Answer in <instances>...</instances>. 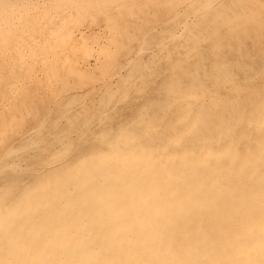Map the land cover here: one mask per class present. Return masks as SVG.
Segmentation results:
<instances>
[{
    "label": "bare ground",
    "instance_id": "1",
    "mask_svg": "<svg viewBox=\"0 0 264 264\" xmlns=\"http://www.w3.org/2000/svg\"><path fill=\"white\" fill-rule=\"evenodd\" d=\"M37 1L38 0H36V2ZM67 1L68 0H66V2ZM94 1L97 2L98 0ZM250 1L251 0H164V3L159 1L162 5L164 4V6L169 3L171 6L173 5L174 8L172 7V11L169 13L165 11H169L171 7L165 10L164 8L158 9L160 11L161 9L164 10L162 12L154 8L153 12H151V16H155V19L146 28L144 37L138 40L134 45L136 50L134 52L135 54H132L133 56L126 55L127 58L119 57V59L116 57L118 59V62L116 59L117 64H114L115 66L111 64L112 68L110 67L111 70L108 73L105 72V76H103L104 74L102 75L103 77L96 75L90 81L88 80V83H85L86 91L82 94H79L81 93V91L79 92L81 84L74 85L70 81L71 78L67 79V77L62 79L64 85H61L62 87L60 90L58 88L59 91L52 90L51 86H48L52 92L58 91L53 97L52 104H45V107L42 109L38 107L41 110L36 115L37 117L34 116L36 118L31 120L32 122L29 123V125L25 124L26 127L21 130L18 136L15 135L16 138L14 137V139L6 143H3L5 142V140L3 141V137L8 127H10L12 122L18 124L14 121L15 117L25 116L26 113L28 115L29 110L33 109L32 105L35 102L34 100L37 96L39 97V89L37 86L32 88L29 82L23 84L24 79H15L17 73L14 72L16 70L14 66L16 65L10 68L9 65L5 64L7 63L6 61L3 62L0 60V202L2 198L7 196L15 198V195L20 191L29 187L33 188V186L40 181L56 174L60 169H66L74 165L75 161L91 153V150L96 146L95 144L106 145L107 143V145L111 146L118 144L121 140H127L129 137H132V129H130V131L125 130L121 137L113 133V131L115 128L123 126L127 120L131 121L129 118L135 116L134 113L136 111H140L141 116L144 115L147 109L143 107V103L147 102V100L152 97V94L161 90L162 86L168 87L169 84L165 81L167 79L170 81L171 75L176 76V80H178L179 78L181 79L182 76H187V73L190 72H187V69L198 71L199 69L197 70L196 63L199 60L205 61L204 57L211 59L210 61H213L212 63H215V65H217L219 60H223L225 53L223 54L224 51L222 53L220 52L222 51L223 44L220 48L216 49L219 50V52L215 51L216 53L213 52L215 50L213 47L217 45L219 47L220 42L218 43V41L226 37V34L234 36L236 39V45L232 47H235L237 52L236 59H238L236 62L239 63V59L247 54V48L245 46V44H247L246 40L251 38H249L247 34H238L236 28L230 25L231 23L234 24V21L228 24L227 21L229 18L226 13L232 10V7L237 8L236 10H239L238 8H240V10L244 9V5H249ZM256 1L255 2L258 3L259 0ZM47 2H49V0ZM124 2L126 3L128 0ZM30 3L32 2H29V4ZM51 3H53V1H51ZM70 3L72 2H69V6ZM79 3L77 2L78 5ZM155 4L157 3L155 2ZM161 4L159 3L160 7ZM11 5H14V2L13 4L11 3ZM15 5L14 7H16ZM22 5L23 4L18 8H21ZM26 5L25 9L29 6L31 7L33 3L29 6L28 4ZM87 5L89 4L87 3ZM9 6L8 9H10ZM91 6H93V4ZM253 6H256V4H253L252 7ZM34 7H36V5L33 6L32 9H34ZM252 7L245 10H252ZM109 8H111V6H109ZM124 8L127 10V7ZM49 9L48 12H50ZM63 9L61 10L63 11ZM77 9L76 7V10ZM125 9H123V11ZM1 10L0 8V12ZM253 11L255 10L253 9ZM261 11H259V13ZM108 12L107 10L106 13ZM9 13L7 17H9ZM106 13L104 15H106ZM229 13L231 15L233 12ZM25 14L27 15L26 12ZM55 14L58 13L55 12ZM104 15H100L102 19ZM11 16L12 15H10L9 18L10 21ZM252 17L255 16L253 15ZM240 22L239 20V23ZM246 22L247 21L244 23ZM244 23L242 24L245 25ZM251 23L253 22H250V24ZM1 24L3 25V23ZM105 24H107V22ZM237 25L239 24H236V26ZM97 26H99V24H97ZM253 28L254 26H252V29ZM204 29L209 30L202 33ZM69 30L71 29L69 28ZM258 30L259 29H257V32L261 29ZM136 32L138 33V31ZM17 33L19 34V32ZM252 33H254V31H252ZM60 34L62 35V33ZM87 35L86 33V37H88ZM258 35V43H254L256 45L254 47L260 51L254 56L251 55L252 57L248 56L249 61L247 65L244 62L248 67L245 69L251 71L253 74L247 72L246 79L242 84L236 85L235 83V85L233 84L231 87L229 85L231 90H229V92L230 94L232 93V96L224 101L222 100L216 103L214 118L208 119L210 109H207L209 107L208 103L211 102L213 98L209 97L206 101H200L198 99L199 101L197 100L198 102L194 103L196 106L195 109L201 107L200 113L203 117L207 118V120H204L205 122L195 121V119H192V116L186 121L182 119L184 123L179 125L175 130L179 137L168 140L166 145L160 147L158 150L145 151L143 147L146 145L145 143L149 138L146 141L144 138L134 137V141L138 143V147L136 150L133 149L134 151L127 153V155L121 157L118 155V157L115 155L114 157L101 156L94 160L92 164L82 165L76 170L74 177V185L77 187L78 192L74 191L73 187L68 189L70 196L73 197H69L68 203L63 200L64 197H67L66 193L65 195H59V193H57V196L49 203L50 208L53 210L50 214L49 211H46L48 216L45 219H42L45 213L44 209L41 208V204H32L28 208H26V206L21 207V205L19 206L18 204H10L9 207L6 206L7 210L4 208L5 206L3 208L0 207L1 214H9L0 219V264H264V33H258ZM1 36L3 37V35ZM208 36L211 38H207ZM39 37L38 40H40ZM70 37H72V35ZM84 38L82 39V43L84 42ZM94 38H92V40H94ZM87 42L88 39L86 43L83 44H87ZM194 44L201 45L200 51H197L198 60L196 62L193 61L196 60V55L194 59H192L193 57L191 56L184 55L186 54L185 51L190 52L188 48L194 46ZM226 44L229 45L231 43ZM73 45L75 46V43ZM78 48L80 49L79 46ZM181 48L182 50L184 48L187 49L182 51ZM14 50L15 49H12V51ZM25 50L24 52H26ZM132 50H134V48ZM47 51L51 50L48 49ZM81 51L85 52L86 50L83 48ZM181 51L184 52L183 55L187 58V61L183 63L180 62L181 60L179 61L180 58L184 57L181 55ZM78 54L81 55L79 52ZM78 54L76 55L79 56ZM128 54L131 55L129 52ZM74 55L75 54H73V56ZM3 56L0 40V57L3 58ZM86 56L88 58V55ZM5 57L7 56L5 55ZM146 59L150 60L149 64L147 62V64L142 63L143 61L145 62ZM29 61H31V59ZM113 62L115 63V61ZM21 64L18 65L17 68L21 69L23 67ZM59 64L56 65L57 68L60 67L58 66ZM61 65L63 64L61 63ZM240 65L242 66L240 63L238 66H235L237 68ZM24 67L22 69H24ZM29 68L30 66L27 67L30 71ZM219 69H224L223 71L220 70L225 74V76H223L224 78L226 77V79H228L230 77L229 71L227 70L229 69L228 67H221ZM253 69L257 70V73H255ZM206 70V76L208 78L206 80L213 77L217 79L219 73L218 71L215 72L217 68L213 69L212 67H208ZM22 71L23 70H21V72ZM36 72L37 71H35V73ZM43 72L39 77L42 79L47 78L49 74H43ZM64 72L66 74L69 72L67 67L64 69ZM87 73L88 76H90V74L94 75L95 72L90 74L89 72ZM33 75L36 76V74ZM49 76H51V74ZM69 76H71V74ZM168 76L170 78H167ZM59 77L61 76L59 75ZM58 79L60 78H57V81ZM201 80L203 81V79ZM231 81L233 83L234 80ZM83 82L84 81H81V83ZM117 82L121 84H118L119 87L116 86ZM74 83L76 82L74 81ZM180 84H175L174 90L180 88L178 87ZM44 86L46 85L44 84ZM82 86H84V84ZM112 86H116L118 91L115 92L114 90V95L106 99L104 93H106L109 88L111 89ZM26 88L32 89L31 91L28 89L29 93L27 91L28 94L23 95ZM166 91L169 92L167 89ZM202 91L203 90H201V92ZM43 92H45V90ZM216 93H218V91L214 92L215 95H217ZM181 94L183 93L181 92ZM163 95L161 94V96ZM218 95L222 96L221 94ZM218 95L216 97H218ZM223 96L226 97L225 95ZM187 98L188 100L194 99V97ZM44 103H42V105ZM38 104L36 105L38 106ZM187 104L183 103L182 106L184 107ZM7 105L9 108H7ZM146 105H149V103ZM186 108H189V106ZM35 110L34 113L37 112ZM148 111L151 112V110ZM32 113L33 112H31V115ZM228 113H230L229 116L231 115L230 117L228 116L230 119L229 125L233 126V128L238 127L240 131L237 132L228 142V145H224L223 148L217 144L223 138L224 133L217 128L216 121ZM172 119V115H166L164 113L160 117L158 116V118L156 116V118L149 120V126L151 127L153 124H159V134H163L160 133V131H173L172 127L174 125L172 126L171 123L175 120L172 121ZM19 120H21V118H19ZM138 122L140 123V120ZM64 125L68 126V131L65 130L66 128ZM18 128L19 126L17 129ZM135 132L136 131H134V134ZM159 134L154 136L150 142L159 138ZM203 139L204 141H202ZM123 146L125 147L126 145ZM95 153L97 155V151ZM95 153L93 156H95ZM124 154H126V152H124ZM42 185L45 186L44 184ZM62 188L64 187L62 186ZM28 191L26 190V193ZM41 198L40 196V200H42ZM32 202H34V200Z\"/></svg>",
    "mask_w": 264,
    "mask_h": 264
},
{
    "label": "rangeland",
    "instance_id": "2",
    "mask_svg": "<svg viewBox=\"0 0 264 264\" xmlns=\"http://www.w3.org/2000/svg\"><path fill=\"white\" fill-rule=\"evenodd\" d=\"M14 2V5L16 6V7H14V5H11V3L13 4V2ZM18 3H17V2ZM42 3H41V2ZM48 0H38L37 2H40V3H37L36 2V0L34 1V0H0V4H1V6H0V8L2 9L1 10V12H0V40H1V51H2V54H4V56H3V58L2 57H0V60L1 61H3V62H7V63H5V64H7V65H9V67L10 68H13V66L14 65H16V66H14V68H16V70L14 71L15 73H17L16 74V78L15 79H17V78H19V79H21V80H23L24 82H23V84L24 83H26V82H29L30 83V86H32V88L33 87H35V86H37L38 87V89H39V97L41 98L42 97V94H43V99L41 100L38 96L36 97V99L34 100L35 102H34V106L32 105V107H33V109L35 110V111H37V112H35L34 113V110L33 109H31V110H29V112H28V115H27V113L25 114V116H17V118L15 117V119H14V121L15 122H17L18 124H14V122H12V124H14V125H10V127H8V129H7V132L5 133V135H4V137H3V141L5 140V142H3V143H6V142H8L9 140H12V139H14V137H15V135L16 136H18L19 135V133L21 132V130H23L25 127H26V125H29V123H31L32 121L31 120H33L34 118H36L37 116V114H38V112L42 109V108H44L45 107V104L46 105H49V104H52V102H53V97H54V95L61 89V85H64V83H63V78H66L67 77V79H69V78H71L70 79V81H71V83L72 84H81L80 86L81 87H79V92L81 91V93H79V94H82V93H84V91H86L85 90V85L88 83V80L90 81L94 76H96V75H98L99 77H103V76H105L106 75V73H108L111 69H110V67L112 68V66H111V64L113 65V66H115L116 64H117V62H118V59H119V57L120 58H127V56L126 55H128V56H133L132 54H135L134 52H135V50H136V48L134 47V45L136 44V42L138 41V40H141L143 37H144V35H145V30H146V28L150 25V23L155 19V16H151L152 15V13L151 12H153V10H154V8L156 9V10H158V9H160V8H164V10L165 9H169L170 7V9H169V11L167 10V11H165L166 13H169V12H171L172 10V7L174 8V6L172 5H170L169 3H167V5L165 4V6H164V4L162 5L161 4V2H159V1H162V3H164V0H128V2H124V1H127V0H98L97 2L96 1H94V0H84V1H79V0H68L67 2H66V0L64 1V0H56V1H54V0H51V1H53V3H51V1L49 0V2H47ZM62 1V2H61ZM75 1H77L78 3H79V5L77 4V2H75ZM110 1V2H109ZM130 1H132V2H130ZM152 1V2H151ZM158 4H155V2ZM256 0H251L248 4L249 5H247V4H245L244 5V9H241L240 10V8H238L239 10H236L237 8H233L232 7V10H229V11H227V17L229 18L228 19V24H230L231 22H233L234 21V24L233 23H231L230 25L231 26H233L234 28H236V31H237V33L239 34V33H243V34H247V36L249 37V38H251V39H248V40H246V43L247 44H245V46H246V48H247V54L246 55H244V57H242V58H240L239 59V63L240 64H242V66H241V68H240V66L239 67H237L236 68V66H238L239 65V63H237L236 61L238 60V59H236V54H237V52H236V50H235V47L233 48L232 46H235L236 45V39L234 38V36H230V35H228V34H226L227 36L226 37H223L221 40H219L218 41V43L220 44L219 45V47H218V45L217 46H215V47H213L215 50L213 51L214 53H216L215 51H217V52H219V50H216L217 48H220V46L222 45L223 46V48H222V51H220L221 53L223 52V54L225 53H227L226 55L224 54V59L223 60H219L218 62H217V65H215V63H212L213 61H210L211 59H207V58H205L204 57V59H205V61H202V60H199V61H197L198 60V56H197V51H200V47H201V45H195L194 44V46H190V48H188V49H190V52L188 51V52H186L185 51V53L186 54H184V52H182L183 50H186L187 48H184L183 50H182V48H181V55H186V56H191V57H193L192 59H194V56H195V59L196 60H193V61H197V63H196V66H197V70L198 71H193V70H190V69H187L186 71L188 72V71H190L189 73H187V76L185 75V76H182L181 77V79L179 78L178 80H176L177 79V77L176 76H172L171 75V78L168 76L167 78H170V81H168L169 79H167L165 82L167 83V84H169V86L167 87V86H162V88H161V90H159V91H157L156 93H154V94H152V97H150L149 98V100H147V102H144L143 103V107H145L146 109H147V111L145 112V114L144 115H140V111L138 112V111H136L135 113H134V115L135 116H132L131 118H129L131 121H129V120H127L124 124H123V126H121V127H118V128H115L114 129V131H113V133H116V134H118V136L119 137H121L123 134H124V131L125 130H128V131H130V129H132L131 131L133 132V136L132 137H129V139H127L128 140V142H127V140L126 139H124V140H121V141H119L118 142V144H116V145H107V143H106V145H103V144H95L96 146H94V148H93V150H91V153H89V154H87V155H84V157H82L80 160H77V161H75L73 164L75 165H72V166H70V167H67L66 169L65 168H62V169H60L59 171H60V173H59V171L56 173V174H54L53 176H51V177H49V178H46V179H44L43 181H40L38 184H36L35 186H33V188L31 187H29V188H27V189H24V190H22V191H20L19 193H17L16 195H15V198L14 197H9V196H7V197H4V198H2V201L0 202V207H4L5 209H6V206L7 207H9L10 206V204H14V205H21V207H25L26 206V208H28V207H30L32 204L34 205H37V204H41V208H43L44 209V213L46 214H44L43 216H42V219H45V218H47V216H48V214H47V212L49 211V214L51 213V211L53 210V209H51L50 208V205H49V203L51 202V200L52 199H54L55 198V196H57L56 194L57 193H59V195H65V193L67 194L66 196L67 197H64L63 198V200H65L66 201V203H68L69 201V197H72V196H70V193H69V191H68V189L71 187H73V189H74V191H76V192H78L77 191V187L74 185L75 184V172H76V170L77 169H79L82 165L84 166V165H89V164H92L93 163V161L94 160H96L97 158H99V157H101V156H109V157H114V155L116 156V157H121V156H125V155H127V153H130L131 151H134V150H136V148L138 147L137 146V142H135L134 141V137H140V138H144L146 141H147V139L149 138V140L145 143L146 145H144V147H143V149L145 150V151H149V150H151V151H154V150H158L160 147H163V146H165L166 145V142L168 141V140H171V139H176V138H178L179 136H178V134L175 132V130L177 129V127L179 126V125H181V124H183L184 123V121H186L187 119H189V117H191L192 116V119L194 120L195 119V121L197 120V121H201V122H205L206 120H207V118H205V117H203L202 116V114L200 113V108L201 107H198L197 109H195L196 108V106L194 105V103H196V102H198L199 100L200 101H206V99H208L209 97H212L213 99L211 100V102H209L208 103V105H209V107L207 108L208 110H209V112H210V114L208 115L209 117H208V119L210 118H214L215 116V111H216V103L217 102H219V101H224L225 99H228V98H230L232 95V93L230 94V92H229V90H230V87L234 84L235 85V83H236V85H239V84H242L243 83V81L246 79V76H247V72L248 73H250V74H253L251 71H247L245 68H248L246 65H247V63H248V61H249V58H248V56L249 57H252L251 55H255V54H257L258 53V51H260V50H258V49H256V47H254V46H256L255 44L256 43H258L257 42V37L259 36L258 35V33H264V0L262 1V0H259L258 1V3H256L255 2ZM262 1V2H261ZM29 2H32L33 3V5H31V7L29 6L30 4H32V3H30L29 4ZM45 2V3H44ZM55 2V3H54ZM69 2H72V3H70V6H69ZM75 2V3H74ZM83 2V3H82ZM91 2V3H90ZM95 2V3H94ZM100 2H101V4H100ZM114 2V3H113ZM123 2V3H122ZM154 2V3H153ZM254 2V3H253ZM44 3V4H43ZM87 3L89 4V5H87ZM98 3V4H97ZM104 3V4H103ZM119 3V4H118ZM128 3V4H127ZM149 3H150V5H149ZM159 3L161 4V7H160V5H159ZM5 4V5H4ZM21 4H23L22 5V7L21 8H18V7H20L21 6ZM26 4H28V6L29 7H27L26 9H25V7L27 6ZM75 4H77V5H75ZM83 4H84V6H83ZM93 4V6H91V5ZM110 4V5H109ZM154 4V5H153ZM169 4V5H168ZM253 4H256V6H253L252 7V5ZM258 4H260V5H258ZM3 5V6H2ZM7 5V6H6ZM10 5V6H9ZM26 5V6H25ZM36 5V7H34V9H36V10H34V9H32L33 8V6H35ZM48 5V6H47ZM58 5V6H57ZM62 5V6H61ZM74 7H73V6ZM98 5V6H97ZM112 5H113V7H114V9H113V7H112ZM115 5H116V7H115ZM119 5H121L122 6V9H121V6H119ZM129 5H131V6H129ZM133 5V6H132ZM146 5V6H145ZM247 5V6H246ZM8 6H9V8L10 9H8ZM42 6V7H41ZM46 6V7H45ZM53 6V7H52ZM96 6V7H95ZM109 6H111V8H109ZM139 6H141V7H139ZM155 6V7H154ZM163 6V7H162ZM168 6V7H167ZM5 9H4V8ZM39 7V8H38ZM52 7V8H51ZM62 7V8H61ZM67 7H68V9H67ZM76 7L78 8V9H80V10H76ZM84 7H86V8H84ZM92 7V8H91ZM106 9H104V8ZM118 7H119V9H118ZM124 7H127V10L124 8ZM128 7H129V9H128ZM149 7V8H148ZM156 7H158V8H156ZM252 7V10L250 9V10H245V9H249V8H251ZM15 8V9H14ZM43 8H47L46 10L45 9H43ZM50 8V9H49ZM64 8V9H63ZM75 8V9H74ZM95 8V9H94ZM4 9V10H3ZM15 11H14V10ZM24 9V10H23ZM38 9V10H37ZM41 9H43V10H41ZM48 9H49V11L50 12H48ZM61 9H63V11L61 10ZM73 9V10H72ZM93 9V10H92ZM97 9V10H96ZM111 9V10H110ZM117 11H116V10ZM123 9H125L124 11H123ZM133 9V10H132ZM236 11H235V10ZM253 9L255 10V11H253ZM257 9V10H256ZM8 12H7V11ZM17 10H19V11H17ZM28 12H27V11ZM66 10H68V11H66ZM82 10V11H81ZM89 10V11H88ZM100 10H102V11H100ZM107 10L109 11L108 13H106L107 12ZM119 10V11H118ZM149 10V11H148ZM152 10V11H151ZM164 10H162L161 9V11L160 10H158V11H160V12H162V11H164ZM245 10V11H244ZM262 10V11H261ZM6 11V12H5ZM9 11H10V13H9ZM34 11V12H33ZM65 11V12H64ZM111 11V12H110ZM143 11V12H142ZM252 11V12H251ZM259 11H261L260 13H259ZM3 12V13H2ZM13 12V13H12ZM15 12H17V13H15ZM25 12L27 13V15L25 14ZM41 12V13H40ZM43 12V13H42ZM54 14H53V13ZM55 12L56 13H58V14H55ZM60 12V13H59ZM149 12V13H148ZM229 12H233L231 15H230V13ZM235 12V13H234ZM237 12H238V14H237ZM240 12V13H239ZM251 12V13H250ZM8 13H9V17H7L8 16ZM12 13V14H11ZM18 13H19V15H18ZM31 13V14H30ZM36 13V14H35ZM39 15H38V14ZM67 15H66V14ZM100 13H102L103 15L106 13V15H104L103 16V19H102V16H100V15H102V14H100ZM256 15H255V14ZM3 14V15H2ZM29 14V15H28ZM51 14V15H50ZM234 14V15H233ZM237 14V15H236ZM245 14V15H244ZM10 15H12L11 16V21H10ZM47 15V16H46ZM242 15V16H241ZM249 15V16H248ZM250 15H251V18H250ZM255 16V17H252V16ZM13 16H14V18H13ZM22 16V17H21ZM25 16V17H24ZM44 16H46V17H48V18H46V17H44ZM55 18H53V17ZM235 16V17H234ZM241 16V17H240ZM247 16H248V18H247ZM261 16V17H260ZM18 17V18H17ZM34 17V18H33ZM106 17H107V19H106ZM132 17V18H131ZM147 17V18H146ZM152 17V18H151ZM246 17V18H245ZM24 18V19H23ZM134 18V19H133ZM235 20H234V19ZM249 18H250V21H249ZM9 19V20H8ZM17 19V20H16ZM20 19H22V20H20ZM48 21H47V20ZM53 19V20H52ZM148 19V20H147ZM150 19V20H149ZM231 19V20H230ZM233 19V20H232ZM241 21L240 23H239V20ZM7 20V21H6ZM31 20V21H30ZM50 20H52V21H50ZM106 20H109V21H106ZM236 20H237V22H236ZM5 21V22H4ZM8 21H10V22H8ZM19 21H21V22H19ZM24 22V24H23V22ZM29 21V22H28ZM107 22V24H105L106 22ZM230 21V22H229ZM243 21V22H242ZM245 21H247L246 23H244ZM103 22V23H102ZM110 22V23H109ZM250 22H253V23H251L250 24ZM257 22V23H256ZM1 23H3V25L5 26H3ZM12 23V24H11ZM18 23V24H17ZM29 23H30V25H29ZM93 23H95V24H93ZM239 24V25H237L236 26V24ZM242 23H244L245 25H243ZM12 25V27H11V25ZM15 24V25H14ZM97 24H99V26H97ZM103 24H105V25H103ZM142 24V25H141ZM240 24H241V26H240ZM256 24H257V26H256ZM263 27H261L260 25ZM2 25V26H1ZM22 25H24V26H26V27H24V26H22ZM95 25V26H94ZM259 25V26H258ZM8 26V27H7ZM15 26V27H14ZM17 26V27H16ZM20 28H19V27ZM30 26V27H29ZM56 26H58V27H56ZM69 26V27H68ZM96 26H97V28H96ZM102 26V27H101ZM207 26V25H206ZM252 26H254V28L252 29ZM10 27V28H9ZM52 27H54V28H52ZM108 27V28H107ZM243 27H244V29H243ZM256 27H258V28H256ZM16 28V29H15ZM23 28V29H22ZM47 28V29H46ZM69 28L71 29V30H69ZM76 28V29H75ZM132 28V29H131ZM134 28V29H133ZM241 28V29H240ZM256 28V29H255ZM12 29V30H11ZM25 29V30H24ZM43 29H45V30H43ZM79 29V30H78ZM82 29V30H81ZM238 29H240V30H238ZM257 29H261L259 32H257ZM4 30V31H3ZM13 30H15V31H13ZM19 30H21V31H19ZM24 30V31H23ZM40 30V31H39ZM84 30V31H83ZM109 30V31H108ZM205 30V29H204ZM203 30V32L202 33H205V32H207L209 29H206L205 31ZM247 30V31H246ZM249 30V31H248ZM263 30V31H262ZM23 31V32H22ZM30 31V32H29ZM42 31V32H41ZM44 31V32H43ZM53 31V32H52ZM67 31V32H66ZM71 31V32H70ZM81 33H80V32ZM96 31V32H95ZM136 31H138V33H140V34H138ZM252 31H254V33H252ZM16 32V33H15ZM17 32H19V34L17 33ZM46 32H47V34H50V35H47L46 34ZM70 32V33H69ZM77 32V33H76ZM93 32V33H92ZM4 33V34H3ZM54 33V34H53ZM56 33V34H55ZM60 33H62V35L60 34ZM64 33V34H63ZM76 33V34H75ZM80 33V34H79ZM86 33L88 34L87 36L88 37H86ZM101 33V34H100ZM8 34V35H7ZM58 34V35H57ZM66 34H68V35H66ZM92 34H94L93 36L95 37H93L92 35L90 36V35ZM99 34H100V36H99ZM201 34V33H200ZM249 34V35H248ZM251 34V35H250ZM252 34H255V35H252ZM1 35H3V37L1 36ZM41 37H39V36ZM45 35V36H44ZM72 35V37H70ZM74 35V36H73ZM85 35V36H84ZM123 35V36H122ZM202 35H204V34H202ZM7 36V37H6ZM13 36H15V37H13ZM17 36V37H16ZM19 36V37H18ZM59 36V37H58ZM82 36V37H81ZM90 36V37H89ZM138 38H137V37ZM251 36V37H250ZM255 36V37H254ZM38 37H39V39L40 40H42V41H40V40H38ZM48 37V38H47ZM62 37H63V39H62ZM65 37V38H64ZM76 37V38H75ZM86 39H85V38ZM94 38V40H92V38ZM103 37H104V39H103ZM106 37V38H105ZM206 37V36H205ZM232 37V38H231ZM2 38V39H1ZM30 38V39H29ZM57 38H58V40H57ZM84 38V42L83 43H86V41H87V39H88V42H87V44H83L82 43V39ZM91 38V39H90ZM207 38H211L210 36H208ZM45 39V40H44ZM51 39V40H50ZM54 39V40H53ZM73 39V40H72ZM75 39V40H74ZM12 40V41H11ZM38 40V41H37ZM48 40H49V42H48ZM57 40V41H56ZM70 40V41H69ZM78 42H77V41ZM91 40V41H90ZM228 40V41H227ZM254 40H256V41H254ZM4 41V42H3ZM46 41V42H45ZM51 41V42H50ZM71 41H72V43H71ZM74 41V42H73ZM76 41V42H75ZM80 41H81V44H80ZM126 41V42H125ZM223 41H225V42H223ZM231 41V42H230ZM234 41V42H233ZM254 41V42H253ZM11 43V44H9V43ZM36 44H35V43ZM92 44H91V43ZM123 42H124V44H123ZM223 42V43H222ZM8 43V44H7ZM39 43H42V44H39ZM44 43V44H43ZM73 45L74 43H75V46H77L78 44V46L80 47V49L78 48V46L77 47H75L74 45L72 46L71 44ZM76 43H77V45H76ZM127 43V44H126ZM134 43V44H133ZM217 43V44H218ZM226 43H231V44H229V45H227ZM255 43V44H254ZM13 44V45H12ZM40 46H39V45ZM3 45V46H2ZM5 45V46H4ZM10 45H11V47H10ZM36 45V46H35ZM43 45V46H42ZM44 45H45V47H44ZM49 45V46H48ZM70 45V46H69ZM84 45H86V46H84ZM90 45V46H89ZM189 45V44H188ZM193 45V44H192ZM228 47H227V46ZM30 46V47H29ZM38 46V47H37ZM69 46V47H68ZM89 46V47H88ZM230 46V47H229ZM249 46V47H248ZM31 47H33V48H31ZM41 47V48H40ZM48 47H50V48H48ZM87 47V48H86ZM132 47V48H131ZM232 47V48H231ZM28 48H30V49H28ZM38 48H39V50H38ZM84 48V50H86L85 52L87 53H85L84 51H81L82 49ZM134 48V50H132ZM194 48V49H193ZM197 50H196V49ZM245 48V47H244ZM256 50H255V49ZM10 49V50H9ZM12 49H15L14 51H12ZM26 49V50H25ZM45 49H49V50H51V51H47V50H45ZM68 49H69V51H68ZM89 49V50H88ZM129 49V50H128ZM191 49H193V50H191ZM199 49V50H198ZM251 49V50H250ZM254 49V50H253ZM24 50L26 51V52H24ZM31 50V51H30ZM34 50V51H33ZM78 50V51H77ZM130 50H132V51H130ZM195 50V51H194ZM207 50V49H206ZM250 50V51H249ZM8 53H7V52ZM21 51V52H20ZM30 51V52H29ZM37 51V52H36ZM67 51V52H66ZM89 53H88V52ZM192 51V52H191ZM232 51H233V53H232ZM78 52L79 53H81V55H79L78 54ZM128 52L131 54V55H129L128 54ZM230 52V53H229ZM10 53V54H9ZM16 53V54H15ZM20 53V54H19ZM30 53V54H29ZM35 53V54H34ZM46 53V54H45ZM67 53V54H66ZM71 53V54H70ZM123 53H125V54H123ZM127 53V54H126ZM199 53V52H198ZM30 56H29V55ZM32 54V55H31ZM43 54V55H42ZM48 54V55H47ZM66 54V55H65ZM73 54H75L74 56H73ZM76 54H78L79 56H77ZM121 54H123V55H121ZM5 55L7 56V57H5ZM18 55V56H17ZM25 55V56H24ZM26 55H28V56H26ZM50 55V56H49ZM53 55V56H52ZM86 55H88V58H87V56ZM119 55V56H118ZM126 57H125V56ZM183 55V56H184ZM22 56V57H21ZM40 58H39V57ZM76 59H74L73 57ZM183 56H180V57H183ZM186 56H184L183 58H180L179 59V61L180 62H186L187 61V58H185ZM10 57V58H9ZM39 58V59H36V58ZM43 57V58H42ZM44 57H46V58H44ZM48 57V58H47ZM53 57V58H52ZM71 57V58H70ZM118 59H117V58ZM12 58V59H11ZM15 58V59H14ZM23 58V59H22ZM42 58V59H41ZM248 58V59H247ZM3 59V60H2ZM17 59V60H16ZM22 59V60H21ZM31 59V61H29ZM36 59V60H35ZM47 59V60H46ZM49 59H50V61H49ZM116 59H117V62H116ZM206 59H207V61H206ZM242 59V60H241ZM244 59V60H243ZM19 60H21V61H19ZM42 60V61H41ZM43 60H45V61H43ZM74 60V61H73ZM84 60V61H83ZM88 60V61H87ZM91 60V61H90ZM147 60V59H146ZM145 60V62L143 61L142 63L143 64H149L150 63V60L148 59L147 61ZM225 60V61H224ZM25 61H26V63H25ZM54 61V62H53ZM71 61V62H70ZM93 61V62H92ZM113 61H115V63L113 62ZM192 61V60H191ZM203 63V66H202V63ZM10 64H9V63ZM17 62H18V64H17ZM29 62V63H28ZM38 64H37V63ZM43 62H46V63H42ZM60 64H59V63ZM83 62H84V64H83ZM101 62V63H100ZM103 62V63H102ZM108 62H109V64H108ZM147 62V63H146ZM205 62V63H204ZM244 62H245V64H244ZM22 63V64H21ZM61 63L63 64V65H61ZM68 63H70V64H68ZM72 63V64H71ZM87 63V64H86ZM92 63V64H91ZM98 63V64H97ZM200 63V64H199ZM231 63H232V65H231ZM23 65V67L26 65L27 67H29L30 66V71L27 69V67L25 66L24 67V69H19V68H17V66L18 65ZM40 64V65H39ZM54 64V65H53ZM57 64H59L58 66H60V67H58L57 68ZM94 64H96V65H94ZM115 64V65H114ZM173 64H175V63H173ZM212 64H214V65H212ZM221 64V65H220ZM236 66H235V65ZM244 64V65H243ZM12 65V66H11ZM34 65V66H33ZM39 65V66H38ZM53 65V66H52ZM79 65H81V66H79ZM100 65V66H99ZM102 65V66H101ZM108 65V66H107ZM200 65V66H199ZM212 65V66H211ZM68 68V73L66 74L65 72H64V69L66 68V67ZM71 66V67H70ZM83 66V67H82ZM85 66V67H84ZM87 66V67H86ZM206 66V67H205ZM42 67V68H41ZM93 67V68H92ZM198 67H200V68H198ZM210 68V67H212L213 69H215V68H217V70L215 71V72H219L218 73V75H217V79H216V77H213V78H215V79H213V78H209V80H206V79H208L207 78V76H206V72H207V68ZM221 67H223V68H226V67H228L229 69H227L229 72V74H230V77L228 78V79H226V77L224 78L223 76H225V74L224 73H222V71L224 70V69H219V68H221ZM233 67V68H232ZM42 70H41V69ZM52 68V69H51ZM85 68V69H84ZM92 68V69H91ZM94 68H96V69H94ZM106 68V69H105ZM203 68H204V71H203ZM236 68V69H235ZM257 68V67H256ZM27 69V70H26ZM38 69V70H37ZM41 71H40V70ZM58 69H59V71H58ZM61 69V70H60ZM94 69V70H93ZM98 69H100V70H98ZM108 69V70H107ZM21 70H23L22 72H21ZM46 70H47V72H46ZM72 70V71H71ZM92 70V71H91ZM96 70H97V73H96ZM206 70V71H205ZM220 70H222V71H220ZM233 70V71H232ZM239 70V71H238ZM254 71H255V73H257V70H255V69H253ZM25 71V72H24ZM35 71H37L36 73H35ZM40 73H39V72ZM44 71V72H43ZM53 71V72H52ZM84 71H86V72H84ZM21 72V73H20ZM42 72H43V74H51V76H49L48 75V77L47 78H40L39 77V75H42ZM54 72H56V73H54ZM62 72H63V75H62ZM87 72H89V74L90 73H92V72H95L94 73V75L93 74H90V76H88V73ZM106 72V73H105ZM195 72V73H194ZM205 72V73H204ZM231 72H233V73H231ZM241 72V73H240ZM244 72H245V74H244ZM58 73H60V74H58ZM85 73H86V75H85ZM101 73V74H100ZM197 73V74H196ZM235 73V74H234ZM33 74H36V76L35 75H33ZM54 74V75H53ZM71 74V76H69ZM80 75V78H79V75ZM104 74V75H103ZM204 74H205V76H204ZM46 75V76H47ZM56 75V76H55ZM59 75L61 76V77H59ZM68 75V76H67ZM103 75V76H102ZM198 75V76H197ZM203 75V76H202ZM236 76V78H235V76ZM24 76V77H23ZM53 76H55V77H53ZM76 76H78V77H76ZM82 76V77H81ZM86 76V77H85ZM231 76H232V79H231ZM238 76H239V78H238ZM40 79H39V78ZM84 77V78H83ZM87 77H88V79H87ZM185 79H184V78ZM193 77V78H192ZM204 77V78H203ZM219 77V78H218ZM57 78H60V79H58V81H57ZM79 80V79H81V80H77V79ZM187 78H189V79H187ZM195 78V79H194ZM234 78V79H233ZM45 79V80H44ZM48 79V80H47ZM84 79V80H83ZM171 79H172V81H171ZM175 79V80H174ZM192 79V80H191ZM201 79H203V81L201 80ZM219 79V80H218ZM223 79V80H222ZM36 80V81H35ZM52 80V81H51ZM59 80H60V82H59ZM191 80V81H190ZM216 80V81H215ZM227 80V81H226ZM231 80H234L233 81V83H232V81ZM32 81V82H31ZM43 81V82H42ZM48 83H47V82ZM74 81L76 82V83H74ZM78 81V82H77ZM81 81H84L83 83H81ZM86 81V82H85ZM181 81V82H180ZM187 81V82H186ZM229 81V82H228ZM239 81V82H238ZM55 82V83H54ZM57 82V83H56ZM80 82V83H79ZM186 82V83H185ZM211 82H216V83H211ZM31 83H32V85H31ZM39 83V84H38ZM86 83V84H85ZM180 84L178 87H180V88H176V90H177V93H176V90H174L175 89V87H174V85L175 84ZM182 83H183V85H182ZM222 83V84H221ZM225 83V84H224ZM44 84L46 85V86H44ZM48 84V85H47ZM52 84H53V86H52ZM57 84H58V86H60V87H58L57 86ZM84 84V86H82ZM121 85L119 82H117V87H119V85ZM202 84V85H201ZM216 84V85H215ZM226 84H227V86H226ZM42 87H41V86ZM171 85H172V87H171ZM208 85V86H207ZM211 85V86H210ZM214 85V86H213ZM219 85V86H218ZM229 85H230V87H229ZM48 86H51V89L52 90H58V88H59V90L58 91H53L52 92V90L48 87ZM57 86V87H56ZM116 86H112L111 87V89L109 90H107V92L106 93H104V95L106 96V99H108V98H110L111 96H113L114 95V93L116 92V91H118V88L116 87ZM182 86V87H181ZM193 86V87H192ZM224 86V87H223ZM44 87V88H43ZM199 89H198V88ZM31 88V89H32ZM171 88H173V89H171ZM211 88H213V89H211ZM215 88V89H214ZM28 89H30V88H26L25 90H24V92H23V95H27L28 93H29V91H31V89L28 91ZM45 90V92H43L44 90ZM47 89V90H46ZM166 89L167 90H169V92L168 91H166ZM228 91H227V90ZM42 90V91H41ZM82 90H83V92H82ZM113 90V91H112ZM114 90H115V92H114ZM179 90H180V92H179ZM201 90H203L202 92H201ZM209 90V91H208ZM212 90V91H211ZM226 90V91H225ZM27 91H28V93H27ZM40 91H41V93H40ZM48 92V94H47V92ZM167 92V93H164V92ZM206 91H208V92H206ZM216 91H218V93H216L217 95L218 94H221L222 96H220V95H218V97H216L217 95H215L214 94V92H216ZM231 91V90H230ZM50 92H52V93H50ZM109 92V93H108ZM181 92L183 93V94H181ZM205 92V93H204ZM227 92V93H226ZM25 93V94H24ZM45 93V94H44ZM108 93V94H107ZM112 95H111V94ZM207 93H210V94H207ZM53 96H52V95ZM161 94L163 95V96H161ZM168 94V95H167ZM171 94V95H170ZM180 94V95H179ZM211 94H212V96H211ZM228 94V95H227ZM22 95V96H23ZM49 95V96H48ZM109 95V96H108ZM158 97H157V96ZM177 95V96H176ZM185 95V96H184ZM200 95V96H199ZM223 95H225L226 97H224ZM44 96H45V98H44ZM51 96V97H50ZM189 97V98H193L194 97V99H189L188 100V98L187 97ZM199 96V97H198ZM207 96V97H206ZM220 96V97H219ZM156 97V98H155ZM195 97H197V98H195ZM223 97V98H222ZM49 98H50V100H49ZM178 98V99H177ZM201 98V99H200ZM220 98V99H219ZM174 99V100H173ZM175 99H176V101H175ZM180 99V100H179ZM199 99V100H198ZM151 100V101H150ZM155 100V101H154ZM194 100V101H193ZM198 100V101H197ZM213 100H214V102H213ZM37 102V103H36ZM45 102V103H44ZM47 102V103H46ZM162 104H161V103ZM39 103V104H38ZM42 103H44L43 105H42ZM149 103V105H146V104H148ZM183 103H188L186 106H182L183 105ZM36 104H38V106L36 105ZM177 104V105H176ZM192 104H193V106H192ZM37 107H36V106ZM42 105V106H41ZM151 105V106H150ZM154 105H156V106H154ZM178 105H180V106H178ZM207 105V104H206ZM205 105V106H206ZM211 105V106H210ZM150 106V107H149ZM153 106V107H152ZM158 106V107H157ZM189 106V108H186V107H188ZM35 107V108H34ZM41 108V109H39V108ZM173 107V108H172ZM191 107V108H190ZM193 107V108H192ZM7 108H9V106L7 105ZM152 108V109H151ZM172 108V109H171ZM176 110H175V109ZM183 108H186V109H183ZM211 108H213V109H211ZM39 109V110H38ZM154 109V110H153ZM179 109H180V111H179ZM33 110V111H32ZM142 110V109H141ZM148 110H151V112L150 111H148ZM184 110V111H183ZM190 111V112H188V111ZM215 110V111H214ZM33 112L32 113V115H31V112ZM163 111V112H162ZM165 111V112H164ZM176 111V112H175ZM195 111H196V113H195ZM148 112V113H147ZM156 112V113H155ZM170 112V113H169ZM171 112H174V113H171ZM183 112H185V113H183ZM188 112V113H187ZM193 112V113H192ZM9 113H11V112H9ZM139 113V114H138ZM147 113V114H146ZM166 114V115H172L173 116V119H172V121H174V122H172L171 124H172V130L173 131H169V130H167V132L165 131H163V132H161L160 131V133H163V134H159L158 132H159V124H153L151 127L149 126V120H151V119H153V118H156V116H157V118H158V116L160 117L161 115H163V114ZM168 113V114H167ZM198 113V114H197ZM154 114V115H153ZM197 114V115H196ZM229 114L230 113H228L227 115H225V116H223L222 118H219V120H217L216 121V124H217V128L219 129V130H221L223 133H224V136H223V140L221 141L220 140V142L219 143H217V144H219L221 147H223L224 148V145L226 146V145H228V142L233 138V136H235L236 135V133L237 132H239L240 131V129L237 127H234L233 128V126H231V125H229V123H230V119H229V117L231 116H229ZM27 115V116H26ZM146 115V116H145ZM29 116V117H28ZM34 116H36V117H34ZM140 116V117H139ZM177 116H179V117H177ZM229 116V117H228ZM30 117H31V119H30ZM19 118H21V120H19ZM149 118V119H148ZM133 119V120H132ZM135 119H137V120H135ZM147 119V120H146ZM184 121H183V120ZM199 119V120H198ZM229 119V120H228ZM26 120H28V121H26ZM140 120V123L138 122ZM205 120V121H204ZM227 120H228V122H227ZM138 123H137V122ZM132 122V123H131ZM142 122H144V123H142ZM23 123H24V126H23ZM137 125H136V124ZM146 123V124H145ZM26 124V125H25ZM140 124H142V125H140ZM145 124V125H144ZM178 124V125H177ZM134 125V126H133ZM136 125V126H135ZM147 125V126H146ZM220 127H219V126ZM225 125V126H224ZM230 127H229V126ZM12 126V127H11ZM19 126V128L17 129V127ZM21 126H22V128H21ZM140 126H142V127H140ZM176 126V127H175ZM64 127L66 128H64L65 130H67L68 131V129H67V127L68 126H66V125H64ZM136 127V128H135ZM226 127V128H225ZM129 128V129H128ZM135 128V129H134ZM150 128V129H149ZM224 128V129H223ZM158 129V130H157ZM228 129V130H227ZM236 129V130H235ZM13 132H12V131ZM14 130H15V132H14ZM17 130V131H16ZM119 130V131H118ZM226 130V131H225ZM230 130V131H229ZM134 131H136L135 132V134H134ZM118 132V133H117ZM172 132V133H171ZM226 132V133H225ZM67 133V132H66ZM155 133V134H154ZM179 133H181V132H179ZM227 133H228V136H227ZM157 134H159L160 136H159V138H157V139H155L153 142H150V140L154 137V136H156ZM174 134V135H173ZM12 136V137H11ZM149 136V137H148ZM150 136H151V138H150ZM163 136H165V137H163ZM162 137V138H161ZM16 138V137H15ZM162 139V140H161ZM226 139H228V140H226ZM109 140H112V139H109ZM206 140V139H205ZM123 141V142H122ZM159 141V142H158ZM201 141V140H200ZM199 141V142H200ZM202 141H204V139L202 140ZM148 142H149V144H148ZM223 142V143H222ZM3 143H1V144H3ZM127 143H128V145H127ZM135 143V144H134ZM153 143V144H152ZM161 143V144H160ZM165 143V144H164ZM157 144V145H156ZM121 145V146H120ZM123 145H126L125 147L123 146ZM136 145V146H135ZM162 145V146H161ZM98 146V147H97ZM108 146V147H107ZM120 146V147H119ZM128 146V147H127ZM149 146V147H148ZM93 147V146H92ZM100 147V148H99ZM115 147V148H114ZM134 147V148H133ZM151 147H154V148H151ZM157 149H156V148ZM96 148V149H95ZM98 148V149H97ZM107 148V149H106ZM111 148H112V150H111ZM113 148H114V150H113ZM116 148H118V149H116ZM120 148H122V149H120ZM129 148H130V150H129ZM148 148V149H147ZM105 149H106V151H105ZM125 149V150H124ZM134 149V150H133ZM147 149V150H146ZM128 150V151H127ZM93 151V152H92ZM97 151V155H99V156H97L96 155V152ZM123 153V155H122V153ZM101 152H103V153H101ZM105 152V153H104ZM124 152H126V154H124ZM94 153H95V156H93L94 155ZM102 154V155H101ZM108 154V155H107ZM118 155V156H117ZM86 156V157H85ZM90 156V157H89ZM97 156V157H96ZM87 157H89V158H87ZM95 157V158H94ZM88 159V160H87ZM89 160H91V161H89ZM80 162V163H79ZM81 164V165H80ZM76 167V168H75ZM63 170V171H62ZM67 170V171H66ZM65 173V174H64ZM73 173V174H72ZM63 176V177H62ZM54 178H55V180H54ZM71 178V179H70ZM62 180V181H61ZM66 180H68V181H66ZM66 181V182H65ZM66 183H67V185H66ZM71 183V184H70ZM39 184H41V185H39ZM42 184H44L45 186H43ZM48 184H49V187H48ZM55 184V185H54ZM60 184V185H59ZM51 185V186H50ZM54 185V186H53ZM41 187V188H39V187ZM62 186L64 187V188H62ZM35 187V188H34ZM47 187H48V189H47ZM52 187V188H51ZM62 188V189H61ZM66 188V189H65ZM76 188V189H75ZM30 189V190H29ZM38 189V190H37ZM43 189V190H42ZM26 190L28 191L27 193H28V195H27V193H26ZM55 190H56V192H55ZM25 191V192H24ZM31 191V192H30ZM37 191V192H36ZM38 191H44V192H38ZM62 192H64V193H62ZM76 192H75V194H76ZM23 193V194H22ZM35 193V194H34ZM38 195H37V194ZM52 193V194H51ZM54 193V194H53ZM69 193V194H68ZM50 194V195H49ZM22 195V196H21ZM25 195H27V196H25ZM17 196V197H16ZM29 196V197H28ZM31 196H32V198H31ZM40 196L42 197L41 199L42 200H40ZM44 196V197H43ZM51 196H52V198H51ZM9 197V198H8ZM45 197H47V198H45ZM49 197V198H48ZM73 198V197H72ZM50 199V200H49ZM34 200V202H32ZM37 200V201H36ZM45 200H46V202H45ZM4 201V202H3ZM12 201V202H11ZM37 203H36V202ZM41 201V202H40ZM3 202V203H2ZM9 202V203H8ZM39 202V203H38ZM8 204V205H7ZM47 208V209H46ZM46 209V210H45ZM49 209V210H48ZM7 210V209H6ZM6 210H4V211H6ZM47 211V212H46ZM5 213V212H4ZM7 215H9V214H6V215H4V214H1V211H0V219L1 218H4V217H6ZM28 215H29V213H28ZM41 216V215H40Z\"/></svg>",
    "mask_w": 264,
    "mask_h": 264
}]
</instances>
